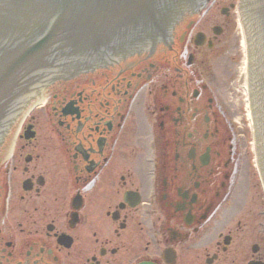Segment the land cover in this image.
<instances>
[{
	"label": "flooded vegetation",
	"instance_id": "af4514ba",
	"mask_svg": "<svg viewBox=\"0 0 264 264\" xmlns=\"http://www.w3.org/2000/svg\"><path fill=\"white\" fill-rule=\"evenodd\" d=\"M218 17V34L167 36L60 84L44 133L26 119L32 135L0 157V264H264L254 212L232 206L237 148L212 92L231 71L194 52L231 34Z\"/></svg>",
	"mask_w": 264,
	"mask_h": 264
},
{
	"label": "water",
	"instance_id": "95a60500",
	"mask_svg": "<svg viewBox=\"0 0 264 264\" xmlns=\"http://www.w3.org/2000/svg\"><path fill=\"white\" fill-rule=\"evenodd\" d=\"M195 1L198 2L181 0L176 4L173 14L178 23L185 16L184 9H180L181 6L187 2L184 6L191 7ZM258 1L261 3L260 9L255 8L256 14L253 6L249 7L248 11L246 9V14L247 12L253 14L256 23L251 32L255 37V62L259 67L255 68L252 59L251 65L254 70L252 75L255 73L256 77L260 76L255 93L264 99V0ZM155 4L156 0H0V33L5 36L24 33L30 36V41H34L18 58L9 60L0 69L2 73L0 94L5 95L4 97L0 95V117L6 114V109L15 102L17 97L14 96L22 93L31 84L28 83L29 80L19 79L20 72H24L22 76L29 71L38 76L44 74L41 70H35L42 66L40 61L43 55L47 67L46 81L53 80L55 75L51 74L54 72L56 75L64 72L72 75L96 61L104 62L114 53L116 47L123 49L129 45L124 43L125 40L139 39L147 32L144 25L153 14L162 12L155 11ZM64 6V10L61 11ZM37 8L38 12L45 11V18L35 17L34 11ZM50 21L53 22L48 31L39 35L38 31H45V23ZM5 46L9 48V45L1 47L4 49ZM93 56H97V59L88 66L76 68L74 65V61L79 57L88 59ZM71 64L73 66L70 67ZM26 67L28 68L24 70ZM11 80L16 83L15 86L9 84ZM253 88L256 89L254 86ZM257 105L260 112L261 105L259 103Z\"/></svg>",
	"mask_w": 264,
	"mask_h": 264
},
{
	"label": "rangeland",
	"instance_id": "374dc122",
	"mask_svg": "<svg viewBox=\"0 0 264 264\" xmlns=\"http://www.w3.org/2000/svg\"><path fill=\"white\" fill-rule=\"evenodd\" d=\"M233 2V0H216L215 4L210 7L208 12L205 14V19L202 21L201 26L194 29H201L210 34V29L212 25L216 24L217 21H221L218 16H220L219 11L221 7H228L229 4ZM232 16L233 27L230 35L220 36L215 43V47L211 50H207L205 47H200L194 49L195 53L206 52L210 60L205 64L206 66H212L215 70H222L223 67L230 70V76L225 71L224 74L219 72L220 78H218L217 74V83L212 81V92L215 97H223L227 101L226 109L230 111L226 112L228 115L226 117L233 124V132L234 137L238 149V173L236 174L237 180V192H236V206L246 205L247 208H252L255 215V221L260 223L259 231L264 232V201L262 198V193L258 186V181L255 176L252 158L250 152V134L249 129L247 127L246 117L244 114V110H242L241 106H243L241 99L242 93L239 88L238 79L235 82L236 74L238 73V69L241 61V40L239 36V31L237 27V23L233 14L232 9L229 11ZM224 41L221 45V42ZM220 45V46H218ZM218 46V47H217ZM192 49V47H191ZM234 108L238 110L237 114H234ZM35 116L40 118L39 124L37 127L38 130L45 132V111L44 108H40L33 112Z\"/></svg>",
	"mask_w": 264,
	"mask_h": 264
},
{
	"label": "bare ground",
	"instance_id": "6f19581e",
	"mask_svg": "<svg viewBox=\"0 0 264 264\" xmlns=\"http://www.w3.org/2000/svg\"><path fill=\"white\" fill-rule=\"evenodd\" d=\"M43 102H44L43 98L39 99V103H43Z\"/></svg>",
	"mask_w": 264,
	"mask_h": 264
}]
</instances>
